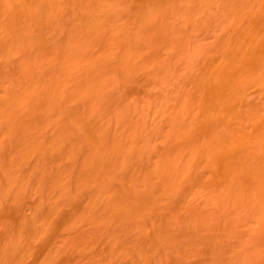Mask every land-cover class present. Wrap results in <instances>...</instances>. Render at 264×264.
<instances>
[{
  "label": "bare ground",
  "instance_id": "6f19581e",
  "mask_svg": "<svg viewBox=\"0 0 264 264\" xmlns=\"http://www.w3.org/2000/svg\"><path fill=\"white\" fill-rule=\"evenodd\" d=\"M0 264H264V0H0Z\"/></svg>",
  "mask_w": 264,
  "mask_h": 264
}]
</instances>
